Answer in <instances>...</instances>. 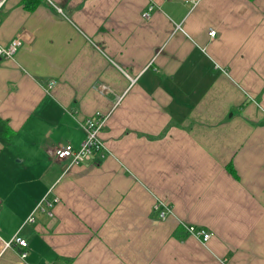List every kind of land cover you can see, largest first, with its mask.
Listing matches in <instances>:
<instances>
[{
    "label": "crops",
    "instance_id": "1",
    "mask_svg": "<svg viewBox=\"0 0 264 264\" xmlns=\"http://www.w3.org/2000/svg\"><path fill=\"white\" fill-rule=\"evenodd\" d=\"M20 36L0 56V240L28 247L0 264H264V0H8L0 44ZM97 112L102 154L50 155Z\"/></svg>",
    "mask_w": 264,
    "mask_h": 264
},
{
    "label": "built area",
    "instance_id": "2",
    "mask_svg": "<svg viewBox=\"0 0 264 264\" xmlns=\"http://www.w3.org/2000/svg\"><path fill=\"white\" fill-rule=\"evenodd\" d=\"M7 1L8 0H0V10L2 7H4ZM152 9L153 7H150L146 12H144L143 17L147 18L149 16V11H151ZM209 35L211 39H214L216 36V31L211 29L209 31ZM21 44V36L15 38L6 45L0 44V56L3 58H13L18 52ZM100 92L102 94H105V92H108V87L106 85H102L100 87ZM108 117L109 113L102 114L101 112H97L94 116H89L81 123V126L85 131V138L80 147L75 148L71 144H60L54 150L50 151V155L59 161H68V165L70 166L92 161L95 153L102 154L103 142L100 139V132L104 129ZM102 157H104V155H102ZM161 217L164 218L165 213L161 212ZM30 220L32 221L33 218H31ZM186 229L189 234L200 238L203 242H206L210 239L211 233L206 231L205 229H200L199 227L194 225H188ZM13 245H17L20 248H23L21 257L24 258L26 256V248L28 247L27 240L20 236H15L10 241L0 240V258L3 256L6 249L12 247Z\"/></svg>",
    "mask_w": 264,
    "mask_h": 264
},
{
    "label": "trees",
    "instance_id": "3",
    "mask_svg": "<svg viewBox=\"0 0 264 264\" xmlns=\"http://www.w3.org/2000/svg\"><path fill=\"white\" fill-rule=\"evenodd\" d=\"M23 1L25 3V6L29 8L30 10H32L35 8L37 4L42 3L43 0H23Z\"/></svg>",
    "mask_w": 264,
    "mask_h": 264
}]
</instances>
